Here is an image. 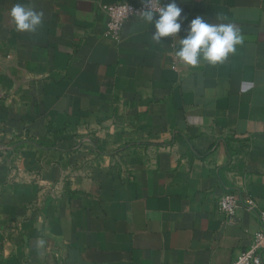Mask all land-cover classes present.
<instances>
[{
    "label": "crops",
    "instance_id": "1",
    "mask_svg": "<svg viewBox=\"0 0 264 264\" xmlns=\"http://www.w3.org/2000/svg\"><path fill=\"white\" fill-rule=\"evenodd\" d=\"M143 1L0 0V264H231L262 230L264 0H176L164 43L143 15L104 36L100 6ZM16 3L44 13L36 31ZM197 16L244 42L185 65ZM225 193L254 211L227 222Z\"/></svg>",
    "mask_w": 264,
    "mask_h": 264
},
{
    "label": "clouds",
    "instance_id": "2",
    "mask_svg": "<svg viewBox=\"0 0 264 264\" xmlns=\"http://www.w3.org/2000/svg\"><path fill=\"white\" fill-rule=\"evenodd\" d=\"M152 0H144L146 10L143 20L154 25L151 34L153 41L164 43V37L177 36L182 30V9L176 0H170L159 7L158 12L151 11ZM44 13L22 3H16L10 10V16L18 31L34 32L42 24ZM186 35L180 39L177 58L185 65L195 67L201 61L209 65L222 63L229 54L235 53L238 45L244 42L239 28L233 24H213L197 16L187 26Z\"/></svg>",
    "mask_w": 264,
    "mask_h": 264
},
{
    "label": "built area",
    "instance_id": "3",
    "mask_svg": "<svg viewBox=\"0 0 264 264\" xmlns=\"http://www.w3.org/2000/svg\"><path fill=\"white\" fill-rule=\"evenodd\" d=\"M160 4L152 0L151 11L158 12ZM107 19L104 36L112 41H118L121 27L124 22L138 18L146 10L144 1L139 4L119 2L111 5L100 6ZM244 207L247 211H254L255 204L251 199H240L236 195L225 193L217 199V211L222 214L227 222H233L235 212ZM262 230L255 233L249 248L241 252L231 264H263L260 253L264 251V212H259Z\"/></svg>",
    "mask_w": 264,
    "mask_h": 264
}]
</instances>
